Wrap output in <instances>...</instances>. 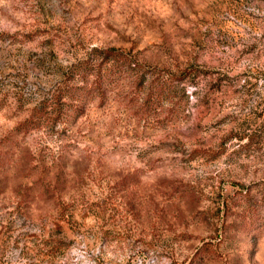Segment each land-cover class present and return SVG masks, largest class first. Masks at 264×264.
Wrapping results in <instances>:
<instances>
[{
    "label": "rangeland",
    "instance_id": "rangeland-1",
    "mask_svg": "<svg viewBox=\"0 0 264 264\" xmlns=\"http://www.w3.org/2000/svg\"><path fill=\"white\" fill-rule=\"evenodd\" d=\"M0 264H264V0H0Z\"/></svg>",
    "mask_w": 264,
    "mask_h": 264
},
{
    "label": "trees",
    "instance_id": "trees-1",
    "mask_svg": "<svg viewBox=\"0 0 264 264\" xmlns=\"http://www.w3.org/2000/svg\"><path fill=\"white\" fill-rule=\"evenodd\" d=\"M119 56L121 54L114 49H94L93 56L72 65L70 68L71 80L81 82V85L73 87V92L69 95L60 94L59 92L56 95V99L59 101L64 96L71 97L78 104L75 106V112H81L87 97L106 98V76L103 73L104 64L102 62H108L109 60L116 61V58ZM99 60H102L100 64Z\"/></svg>",
    "mask_w": 264,
    "mask_h": 264
}]
</instances>
